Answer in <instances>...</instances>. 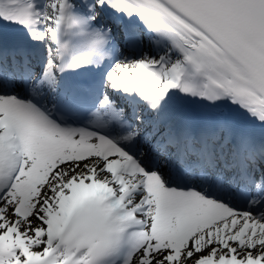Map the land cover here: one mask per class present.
<instances>
[{
	"label": "snow or ice",
	"instance_id": "1",
	"mask_svg": "<svg viewBox=\"0 0 264 264\" xmlns=\"http://www.w3.org/2000/svg\"><path fill=\"white\" fill-rule=\"evenodd\" d=\"M5 26L0 264H264V0H0Z\"/></svg>",
	"mask_w": 264,
	"mask_h": 264
}]
</instances>
